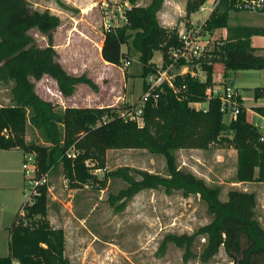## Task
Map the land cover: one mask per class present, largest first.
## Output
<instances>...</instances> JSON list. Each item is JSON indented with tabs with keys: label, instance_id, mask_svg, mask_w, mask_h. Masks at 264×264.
I'll return each mask as SVG.
<instances>
[{
	"label": "trees",
	"instance_id": "1",
	"mask_svg": "<svg viewBox=\"0 0 264 264\" xmlns=\"http://www.w3.org/2000/svg\"><path fill=\"white\" fill-rule=\"evenodd\" d=\"M53 1L59 8L69 10L64 0ZM123 0L131 7L125 11L126 23L115 26L104 35L102 59L121 67L128 53H136L142 65L143 80L157 72L152 63L155 52L163 54L169 63L173 49L182 46L176 29H165L159 19L166 0ZM236 0H217L205 23L212 34L219 28L228 30L224 42L215 43L209 57L200 60L206 81L190 74L178 76L175 85L179 93L166 89L155 107L144 110L143 125L131 117L122 118L127 107L59 109L37 93L36 84L44 77L56 82L64 98L73 97L81 85L97 91L98 85L86 74H69L59 61L54 34L61 27V18L50 10L29 14L17 9L7 0H0V84L10 87V105H0V150H23L37 159V179L59 169L73 189L86 185L106 189L110 179L126 184L110 198L116 210L146 190H164L170 194L183 192L197 195L206 204L211 222L191 236H168L185 250V258L195 257L197 239H204L200 260L212 261L223 248L233 264H264V228L257 218L258 199L255 193L231 190L226 201L221 189L209 185L191 172L180 170L176 152L181 149L208 150L210 143L237 150L236 183H264V140L251 121V112L242 107L229 125L224 122L220 102L209 100V110L192 108L191 103L208 100L217 67L227 85L235 86V74L240 70H264V54L252 47V37L259 30L229 25V14ZM207 0H188L186 17L200 11ZM39 33L47 46L40 47L35 39ZM218 64V65H217ZM183 62L179 64V67ZM264 97V87L255 90V98ZM243 104V99L240 100ZM255 114L264 117V106L255 107ZM39 133L42 143L28 141V130ZM232 134V139L229 135ZM225 135V136H223ZM228 135V136H227ZM118 149H145L165 158L168 175L121 167L104 178L95 171L105 168L107 152ZM32 205L24 204L10 229V253L0 258V264H72L65 254V231L54 228L48 219L49 187L43 185ZM121 204V205H120ZM123 204V205H122ZM121 206V207H120ZM27 220V224H24ZM163 248V247H162Z\"/></svg>",
	"mask_w": 264,
	"mask_h": 264
},
{
	"label": "rangeland",
	"instance_id": "2",
	"mask_svg": "<svg viewBox=\"0 0 264 264\" xmlns=\"http://www.w3.org/2000/svg\"><path fill=\"white\" fill-rule=\"evenodd\" d=\"M7 1L17 9L24 8L29 14L36 10H50L58 15L62 25L54 34V44L56 50L60 51L59 61L62 57L64 64L77 75L87 74V71L95 72L100 82L97 91L81 85L73 97L64 98L56 82L44 77L36 84L41 98L54 103L59 109L118 108L138 102L143 90V79L140 76L142 65L135 52L128 53L124 46L125 63L128 66L124 63L118 69L112 68L107 74H101L97 69L102 52L100 43L105 35V21L110 20L113 27L124 25L125 11L131 7L128 2L64 0L70 8L63 10L53 1ZM149 2L142 0L140 4L145 6ZM187 2L166 0L159 15L165 29H176L182 33L185 29L199 28L208 20L213 0L206 2L204 11L200 10L190 18L186 17ZM229 25L256 29L264 34V13L231 11ZM224 33L227 35L224 36ZM211 37L215 40L210 47L213 49L216 42L227 39L228 30L219 28ZM35 39L40 47L47 46L46 38L39 33L35 34ZM152 63L157 67L163 65L162 52H155ZM218 67L214 76L216 80L223 76ZM121 73L129 80L127 88L124 87ZM204 76V73H200L202 79ZM234 76L244 107L251 112V121L255 123L259 118L253 109L264 106V97L255 98V90L264 87V70H240ZM10 103V87L0 84V105L9 106ZM190 106L195 107L193 103ZM228 118L226 116L224 119L227 125L230 124ZM229 138L232 139V134ZM27 140L42 143L39 133L32 128L28 130ZM25 156L20 149L0 150V258L10 253V229L28 201L26 194H29L30 188L23 171ZM176 157L180 170L191 172L209 185L219 187L222 201L228 199L231 190L255 193L258 199L257 218L264 228V183L250 186L236 183L235 148L227 144L220 145L214 140L208 150L181 149L176 152ZM121 167L168 175L165 158L152 155L145 149L110 150L107 152L105 168L94 173L102 179ZM46 185L49 187L50 200L48 219L54 228L65 231V254L72 264H233L223 248L212 261L202 262L200 254L205 243L202 238L197 239L193 248L195 257L189 260L185 258L183 248L171 241L165 242L169 235L191 236L211 222L206 204L197 195L185 196L181 191L168 194L164 190H146L116 210L110 198L126 187L119 179H110L106 189H101L100 185L73 189L63 170L59 169L47 175Z\"/></svg>",
	"mask_w": 264,
	"mask_h": 264
},
{
	"label": "built area",
	"instance_id": "3",
	"mask_svg": "<svg viewBox=\"0 0 264 264\" xmlns=\"http://www.w3.org/2000/svg\"><path fill=\"white\" fill-rule=\"evenodd\" d=\"M217 1L215 3V6ZM215 8V7H214ZM234 9L242 12H258L264 13V0H236ZM214 10V9H213ZM126 20V18H125ZM205 23L199 28L185 29L182 33H179L182 46L177 49H173L169 55V63L161 67H157V72L150 74L144 80L143 92L134 108L131 112H121L122 118L131 117L135 119L139 126L143 125L144 110L147 106L151 105L155 107L159 101L160 94L166 89L173 91L175 94L179 93L178 88L175 85V80L178 76H184L190 74L191 77L200 81H206L207 75L202 70L200 60L209 56L213 44L211 34L205 30ZM110 20L105 21V33L112 30ZM206 34V35H205ZM183 62V65L179 67V64ZM128 66L127 63L124 64ZM200 73H204V79L200 77ZM202 79V80H201ZM52 94L51 89L48 90ZM53 95V94H52ZM62 95V94H61ZM242 96L236 86L227 85L226 81L222 78L219 80L214 79L212 86L208 90V100L203 103H193L194 108L207 112L209 110V100L219 101L221 106V112L224 114V119L228 116L230 122L237 118L240 114L244 103H241ZM204 105V106H203ZM259 121L252 122L262 134L261 140H264V117L255 114ZM226 124V123H225ZM23 171L26 177L27 184L30 188L27 205H32L34 200L40 194V187L47 184V176L38 180L37 171L38 164L34 154H26L23 163ZM85 188H89L86 185ZM27 220H24V224H27Z\"/></svg>",
	"mask_w": 264,
	"mask_h": 264
},
{
	"label": "crops",
	"instance_id": "4",
	"mask_svg": "<svg viewBox=\"0 0 264 264\" xmlns=\"http://www.w3.org/2000/svg\"><path fill=\"white\" fill-rule=\"evenodd\" d=\"M208 1V0H207ZM213 6L212 8L209 9V14L207 15V17L210 16V14L212 13L214 7H215V3L217 0H213ZM206 9V6L204 5V7L201 9V11H204ZM161 14V13H160ZM227 33H224V36H226ZM215 41V40H214ZM252 47L257 49L258 52L260 53H263L264 54V34H261V35H256V36H253L252 39ZM103 44H104V38L102 39L101 43H100V48L102 47L103 48ZM57 53L60 55V51L56 50ZM61 57V56H60ZM60 63L62 64V66L65 68V70L71 74V75H74V76H80V75H77L76 73H73L71 71V69H69L65 64H64V61L61 57L60 59ZM112 68H116L118 69L119 67L118 66H114V65H110L108 64L107 62H105L103 59H102V55L100 54V60L97 64V69L98 71H100L101 74H107L109 70H112ZM87 74L88 76L98 85V87H100V82L98 81V79L96 78V73L93 72V71H87ZM86 74V75H87ZM122 74V78H123V82H124V87L127 88V85H128V79L126 78V76L124 75V73H121ZM113 75V74H112ZM236 86V85H235ZM58 88V87H57ZM79 88L80 86L77 88V92L79 91ZM142 88H144V80L142 82ZM237 88V87H236ZM76 92V93H77ZM143 92V90H142ZM142 94V93H141ZM141 96V95H140ZM140 96L138 97V99L140 98ZM89 108H96V107H89ZM98 108H103V107H98ZM242 185H252L254 183H241Z\"/></svg>",
	"mask_w": 264,
	"mask_h": 264
}]
</instances>
